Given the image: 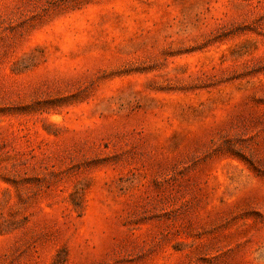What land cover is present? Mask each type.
<instances>
[{
    "label": "rangeland",
    "instance_id": "374dc122",
    "mask_svg": "<svg viewBox=\"0 0 264 264\" xmlns=\"http://www.w3.org/2000/svg\"><path fill=\"white\" fill-rule=\"evenodd\" d=\"M0 264H264V0H0Z\"/></svg>",
    "mask_w": 264,
    "mask_h": 264
}]
</instances>
